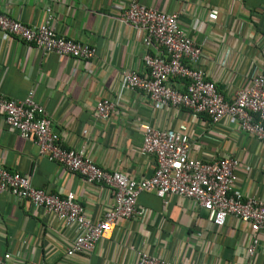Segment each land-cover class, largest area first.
<instances>
[{
  "label": "crops",
  "instance_id": "1",
  "mask_svg": "<svg viewBox=\"0 0 264 264\" xmlns=\"http://www.w3.org/2000/svg\"><path fill=\"white\" fill-rule=\"evenodd\" d=\"M163 12H177L182 27L202 48L199 66L232 101L252 77L264 72V0H140ZM126 0H0V10L27 24H38L50 8L57 31L95 47L89 61L44 52L0 29V91L24 99L30 92L50 118L65 146L80 149L107 170L140 180L156 162L140 151L142 124L181 130L190 136L191 156L238 160L234 189L245 197L264 196V142L227 121L214 124L206 114L181 106L157 107L142 90L128 89L124 72L143 74V32L124 22L115 6ZM153 54L163 47L153 45ZM184 89V82L173 79ZM117 107L108 120H96L99 99ZM0 165L28 174L49 193L73 191L94 221L114 205L111 189L90 183L61 164L39 155L32 139L23 138L0 114ZM137 207L144 213L118 218L113 231L89 252L67 255L74 230L42 208L9 192L0 196V258L7 264H136L146 250L186 264H264V235L253 257L241 252L250 227L229 216L223 226L192 199L143 191Z\"/></svg>",
  "mask_w": 264,
  "mask_h": 264
},
{
  "label": "built area",
  "instance_id": "2",
  "mask_svg": "<svg viewBox=\"0 0 264 264\" xmlns=\"http://www.w3.org/2000/svg\"><path fill=\"white\" fill-rule=\"evenodd\" d=\"M120 18L143 32V55L147 70L124 72L128 89L144 91L157 107L181 106L192 114H206L216 124L227 121L243 132L254 135L264 142V72L251 79L250 85L240 88L230 101L209 80L199 66L202 48L182 27L177 12H163L143 4L140 0H126L125 5L113 7ZM0 29L6 35L18 37L34 44L44 52L68 55L89 61L96 55L90 44L60 34L55 26L50 8L47 16L38 24H27L8 16L0 10ZM158 45L164 51L153 54L151 46ZM179 78L184 89L174 85ZM117 104L102 98L96 104V120H108ZM0 114L6 123L26 139L37 145L39 155L57 162L68 171L81 175L90 183H99L111 189L114 205L99 221L90 218L84 207L76 200L73 191L65 195L49 193L32 184L28 174L10 171L0 165V196L9 192L21 201L30 202L54 214L65 226L74 230L75 238L67 248V255L89 252L108 236L118 218H132L143 214L137 207V199L143 191L155 192L160 197L178 195L192 199L210 214L217 226H223L229 216L246 222L250 227L248 240L241 252L253 257L264 235V196L245 197L234 189L237 180L238 160L220 156L203 160L191 156L190 136L174 129H157L142 124L143 155H152L156 166L152 175L140 180L122 171L107 170L86 154L84 148L74 149L64 145L60 134L54 129L45 108L37 102L32 92L24 99L8 98L0 91ZM0 264H7L0 258ZM136 264H186L160 258L146 250L138 253ZM247 264H253L248 261Z\"/></svg>",
  "mask_w": 264,
  "mask_h": 264
}]
</instances>
